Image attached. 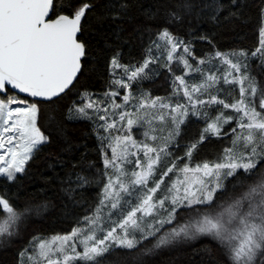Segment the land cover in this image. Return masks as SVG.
Returning <instances> with one entry per match:
<instances>
[{
    "label": "trees",
    "instance_id": "trees-1",
    "mask_svg": "<svg viewBox=\"0 0 264 264\" xmlns=\"http://www.w3.org/2000/svg\"><path fill=\"white\" fill-rule=\"evenodd\" d=\"M61 13H82V68L59 97L26 98L37 106L36 125L44 141L13 179L0 178L5 203L0 204V264H18L33 238L69 233L98 207L106 182L102 142L92 117L73 115L72 110L78 93L106 91L114 57L120 65H139L162 32L181 39L196 59L241 52L256 81L257 97L264 98V0H54L52 17ZM260 43L261 51L252 58ZM178 74L171 64L147 75L141 87L149 97L168 96L171 75ZM218 87L222 101L231 103L238 95L230 86ZM207 120L187 116L181 122L164 170L224 158L236 136L234 120L220 133L203 136ZM223 120L216 122L221 126ZM71 264H264V156L227 177L210 202L177 208L170 223L135 246L111 247L94 260Z\"/></svg>",
    "mask_w": 264,
    "mask_h": 264
},
{
    "label": "rangeland",
    "instance_id": "rangeland-1",
    "mask_svg": "<svg viewBox=\"0 0 264 264\" xmlns=\"http://www.w3.org/2000/svg\"><path fill=\"white\" fill-rule=\"evenodd\" d=\"M260 34L263 37L262 30ZM195 59L181 39L162 32L139 65H120L116 57L110 61L105 92L76 95L73 115L91 116L102 142L106 182L101 200L69 233L33 238L18 264H71L94 260L111 247H133L170 223L177 208L210 202L227 177L264 156V98L257 97L247 59L241 52ZM171 64L179 72L171 75V92L149 97L141 81ZM220 83L237 90L231 103L218 98ZM1 93L0 178L11 180L44 137L36 125V104ZM187 116L208 119L203 136L220 133L236 118L231 128L236 136L218 163L173 164L164 170L168 146ZM219 117L224 119L221 126L216 122Z\"/></svg>",
    "mask_w": 264,
    "mask_h": 264
},
{
    "label": "water",
    "instance_id": "water-1",
    "mask_svg": "<svg viewBox=\"0 0 264 264\" xmlns=\"http://www.w3.org/2000/svg\"><path fill=\"white\" fill-rule=\"evenodd\" d=\"M53 2L0 0V92L50 101L74 84L85 54L82 13L52 17Z\"/></svg>",
    "mask_w": 264,
    "mask_h": 264
},
{
    "label": "flooded vegetation",
    "instance_id": "flooded-vegetation-1",
    "mask_svg": "<svg viewBox=\"0 0 264 264\" xmlns=\"http://www.w3.org/2000/svg\"><path fill=\"white\" fill-rule=\"evenodd\" d=\"M4 205V204H3Z\"/></svg>",
    "mask_w": 264,
    "mask_h": 264
}]
</instances>
